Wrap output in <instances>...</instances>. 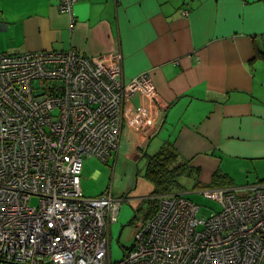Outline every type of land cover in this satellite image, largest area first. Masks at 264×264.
Masks as SVG:
<instances>
[{"label": "built area", "instance_id": "1", "mask_svg": "<svg viewBox=\"0 0 264 264\" xmlns=\"http://www.w3.org/2000/svg\"><path fill=\"white\" fill-rule=\"evenodd\" d=\"M76 2L59 0L58 9L72 17ZM139 92L154 98L146 74L122 81L119 55L0 52V260L264 264V181L247 192L202 190L221 207L204 218L183 192L151 197L154 214L123 258L110 261V227L123 198L83 194V157L107 161L119 149L126 102Z\"/></svg>", "mask_w": 264, "mask_h": 264}, {"label": "crops", "instance_id": "2", "mask_svg": "<svg viewBox=\"0 0 264 264\" xmlns=\"http://www.w3.org/2000/svg\"><path fill=\"white\" fill-rule=\"evenodd\" d=\"M58 5L0 0V52L119 55L125 84L148 76L154 98L125 105L109 158L118 171L132 176L169 143L194 169L193 188L215 174L225 178L214 188L235 189L236 174L253 175L241 192L264 179V0H77L72 17Z\"/></svg>", "mask_w": 264, "mask_h": 264}, {"label": "rangeland", "instance_id": "3", "mask_svg": "<svg viewBox=\"0 0 264 264\" xmlns=\"http://www.w3.org/2000/svg\"><path fill=\"white\" fill-rule=\"evenodd\" d=\"M82 168L81 179L85 196L97 197L109 191L115 199H126H122L117 218L110 227L109 259L111 262L120 261L125 251L131 247L135 232L145 220L144 216L149 210L148 198L146 197H148L152 186L143 177L144 167L141 164L132 176L118 171L113 165V161L109 159L102 161L97 158L83 157ZM232 168L233 171L238 172L236 166H232ZM245 177V172L236 174L234 187L241 191L247 190V184L251 183L253 175H250L248 181ZM181 182L188 193L186 197L199 207L198 218H204L210 213L220 211V204L213 196L206 195L198 188H193L192 178L183 177ZM30 204L31 206L37 205L38 199L32 198ZM133 217L135 218L133 219ZM131 220L132 223L129 224ZM0 264L10 263L0 260Z\"/></svg>", "mask_w": 264, "mask_h": 264}, {"label": "trees", "instance_id": "4", "mask_svg": "<svg viewBox=\"0 0 264 264\" xmlns=\"http://www.w3.org/2000/svg\"><path fill=\"white\" fill-rule=\"evenodd\" d=\"M192 173H194V169L188 166L186 162L179 159L178 154L169 143L162 145L154 154L145 155L143 177L151 184L152 189L148 197H146L148 198L149 210L144 216V219L147 220L150 218L156 210V201L150 199L151 197L181 192L184 189V186L181 184V178H190ZM224 178L225 176L215 174L213 176L214 182L209 184L207 188H214L218 185L215 183ZM261 181H264V179L259 182ZM194 184L195 187L199 186L198 182ZM134 218L135 217H133V219ZM132 220L129 224L132 223Z\"/></svg>", "mask_w": 264, "mask_h": 264}, {"label": "clouds", "instance_id": "5", "mask_svg": "<svg viewBox=\"0 0 264 264\" xmlns=\"http://www.w3.org/2000/svg\"><path fill=\"white\" fill-rule=\"evenodd\" d=\"M204 190V189H203ZM202 191V190H201ZM123 199H125V198H123ZM126 200V199H125Z\"/></svg>", "mask_w": 264, "mask_h": 264}]
</instances>
